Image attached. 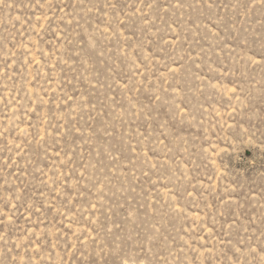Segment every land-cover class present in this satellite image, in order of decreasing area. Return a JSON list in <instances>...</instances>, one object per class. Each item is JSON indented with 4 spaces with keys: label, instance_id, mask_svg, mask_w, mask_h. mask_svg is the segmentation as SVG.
Wrapping results in <instances>:
<instances>
[{
    "label": "rangeland",
    "instance_id": "rangeland-1",
    "mask_svg": "<svg viewBox=\"0 0 264 264\" xmlns=\"http://www.w3.org/2000/svg\"><path fill=\"white\" fill-rule=\"evenodd\" d=\"M0 264H264V0H0Z\"/></svg>",
    "mask_w": 264,
    "mask_h": 264
}]
</instances>
